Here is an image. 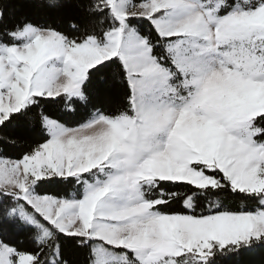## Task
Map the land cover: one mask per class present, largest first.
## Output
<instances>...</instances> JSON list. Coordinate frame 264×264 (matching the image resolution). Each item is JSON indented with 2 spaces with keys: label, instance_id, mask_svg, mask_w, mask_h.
Listing matches in <instances>:
<instances>
[{
  "label": "snow or ice",
  "instance_id": "obj_1",
  "mask_svg": "<svg viewBox=\"0 0 264 264\" xmlns=\"http://www.w3.org/2000/svg\"><path fill=\"white\" fill-rule=\"evenodd\" d=\"M258 251L264 0H0V264Z\"/></svg>",
  "mask_w": 264,
  "mask_h": 264
},
{
  "label": "trees",
  "instance_id": "obj_2",
  "mask_svg": "<svg viewBox=\"0 0 264 264\" xmlns=\"http://www.w3.org/2000/svg\"><path fill=\"white\" fill-rule=\"evenodd\" d=\"M53 116L56 115L55 112L52 113ZM10 155H15V153H9ZM64 189L58 185L44 184L38 192L40 194H53V193H62ZM230 207L239 208L241 206V201L236 200L229 203ZM246 264H264V251H258L255 254L247 256L244 258Z\"/></svg>",
  "mask_w": 264,
  "mask_h": 264
}]
</instances>
